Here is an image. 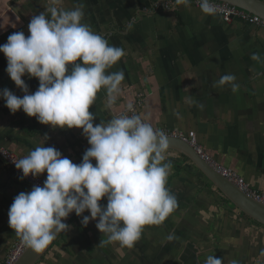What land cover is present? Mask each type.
<instances>
[{
  "label": "crops",
  "instance_id": "crops-1",
  "mask_svg": "<svg viewBox=\"0 0 264 264\" xmlns=\"http://www.w3.org/2000/svg\"><path fill=\"white\" fill-rule=\"evenodd\" d=\"M161 1L165 0L154 3ZM67 3L62 9L83 4L82 22L109 45L124 51L121 60L107 70L124 72L120 92L111 108L106 90L97 93L89 109L95 114L94 126L122 115L129 103L140 102L142 117L153 127L181 136L194 132L203 152L238 172L253 189L264 192L263 26L244 23L241 18L227 22L221 15H206L192 4L148 14L142 11L150 6L148 0ZM25 24L22 0H0V45ZM253 53L259 54V61L251 59ZM6 67V57L0 52V90L15 85ZM226 74L236 77L237 91L233 92L230 84L214 86ZM22 79L30 93L38 89V79L27 75ZM18 89L16 86L13 93L22 97L24 93ZM0 146L20 159L36 147H54L76 164L90 147L82 129L53 128L23 110L12 114L2 98ZM165 155L172 164L166 187L177 199L169 216L175 219L174 233L182 246L179 260L192 258L194 252L201 259H225L223 264H251L258 257L255 250H264V227L231 210L183 156L170 150ZM40 177L45 180L47 173ZM32 187L0 156V262L20 238L9 227L8 210L20 192ZM188 198L192 202L185 201Z\"/></svg>",
  "mask_w": 264,
  "mask_h": 264
},
{
  "label": "clouds",
  "instance_id": "clouds-1",
  "mask_svg": "<svg viewBox=\"0 0 264 264\" xmlns=\"http://www.w3.org/2000/svg\"><path fill=\"white\" fill-rule=\"evenodd\" d=\"M177 3L190 7L191 0ZM198 3L206 15L218 12L210 0ZM83 8V4L71 10L52 8V19L43 12L34 15L28 24L30 35L14 32L0 45L6 72L24 93L19 97L8 88L0 90L10 112L23 110L53 128L82 129L90 145L79 164L54 147H36L14 161L23 177L47 173L43 186L20 192L8 210L9 227L37 252L69 229L62 221L72 212L77 216L90 212L81 221L85 227L98 218L96 228L107 237L99 245L119 242L132 247L145 226L162 224L177 207L175 195L166 187L172 164L166 159L169 142L162 132L135 114L132 103L127 105L132 115L114 116L94 126L95 114L89 109L97 93L106 90L111 108L120 92L124 72L107 70L124 51L82 22ZM251 59L259 61L260 56L253 53ZM25 75L38 79L34 93L22 79ZM235 80L226 74L214 86L230 84L235 92L239 88ZM104 198L106 206L101 204ZM206 264H222V260L209 256Z\"/></svg>",
  "mask_w": 264,
  "mask_h": 264
},
{
  "label": "flooded vegetation",
  "instance_id": "flooded-vegetation-1",
  "mask_svg": "<svg viewBox=\"0 0 264 264\" xmlns=\"http://www.w3.org/2000/svg\"><path fill=\"white\" fill-rule=\"evenodd\" d=\"M148 1L150 6L142 9L148 14L175 9L179 5L177 0H165L160 3H154V0ZM193 1L191 0V3L194 4ZM68 3L73 5L74 2ZM68 3L67 0H22V21L26 23L22 27V31L25 36L30 35L28 24L32 16L43 12L52 19L51 9L65 8L69 5ZM140 16L142 17V15ZM137 17L136 14L134 18ZM223 19L225 20V18ZM235 19L239 20L236 17L230 22L235 21ZM242 19L244 23L260 25ZM125 113L126 111L122 114ZM106 203V198L101 200L102 205L106 206ZM228 207L233 210L230 205ZM83 216H90V212L86 210L81 216L76 215L70 221L69 229L60 233L53 245L35 264H206L207 260L198 258L193 251L192 258L182 257L184 259L179 260L178 254L182 246L177 241L179 239L178 234L174 233L177 226H175V219H171V216H168L160 225L145 226L141 238L132 247L123 246L119 242H112L104 246L99 245L100 240L107 239V237L96 228L98 218L90 220L85 227L81 223ZM254 253L258 257L253 259L251 264H264V250L262 248L257 249ZM225 261V259L222 260V262Z\"/></svg>",
  "mask_w": 264,
  "mask_h": 264
},
{
  "label": "water",
  "instance_id": "water-1",
  "mask_svg": "<svg viewBox=\"0 0 264 264\" xmlns=\"http://www.w3.org/2000/svg\"><path fill=\"white\" fill-rule=\"evenodd\" d=\"M216 1L229 3L231 5L245 9L250 13L258 15L259 17H261V19L264 20V0H216ZM191 4L194 5L193 3ZM14 86L16 88V85ZM14 86H12V89H10V91L12 92L15 91ZM18 92L21 93L22 91L18 89ZM164 135L168 138V142H169V148L167 150L177 152L178 154L183 156L186 161L192 163L194 167L196 168V170L198 171V173L200 174L201 179L204 182V184L206 186L216 189L225 204L231 205L233 210L242 212L244 215H246L253 221L262 225V227H264V203L263 202H260L254 199L252 196L248 195L246 192L240 189L236 184H234L232 181L226 178L209 161H207L205 159V156L199 153L197 150V147L193 145L190 139L191 138L190 135L181 136V135L174 134V133H169V134H164ZM0 156L5 162H7L1 153H0ZM92 163L93 165H95L96 161L93 159ZM7 165L9 166L11 170H13V168L8 162H7ZM25 180L30 182L28 179H25ZM185 201H191V199L188 198ZM192 207H193V204H192ZM190 211H193V210L190 209ZM75 216H76L75 212H72L62 222L69 225L70 221ZM60 233L57 234L55 239L42 251L37 252L33 249L26 247V249L22 252L19 258L13 264H35L38 260H40L43 254H45L47 250L53 245V243L55 242L57 237L60 235Z\"/></svg>",
  "mask_w": 264,
  "mask_h": 264
},
{
  "label": "built area",
  "instance_id": "built-area-1",
  "mask_svg": "<svg viewBox=\"0 0 264 264\" xmlns=\"http://www.w3.org/2000/svg\"><path fill=\"white\" fill-rule=\"evenodd\" d=\"M195 5L199 6L198 0L193 1ZM211 3L215 4L218 8L217 14L221 15L223 18H225L226 21L230 22L233 18H244L247 20H250L252 22H256L262 26H264V20L261 19L256 14L250 13L246 11L245 9L239 8L237 6L231 5L229 3L225 2H220L216 0H210ZM140 105L139 102L134 104V111L135 114H138L142 117L141 112H140ZM127 115H132V112L126 111ZM143 118V117H142ZM157 131L162 132L163 134H169L170 132L165 130V129H159L157 127H154ZM190 139L197 147V150L199 153L205 156V159L209 161L214 167H216L226 178H228L230 181H232L234 184H236L240 189H242L244 192H246L248 195L252 196L254 199L263 202L264 203V192L258 191L256 189H253L248 182L242 177L238 172L235 170L226 168L225 166L219 164L218 162L214 161L212 157L206 153L203 152V149L196 143V136L194 132L190 133ZM0 153L2 156L5 158V160L11 165L15 173L25 179H28L31 184L34 185H39L43 186L44 180L38 176V177H32L29 175L28 177H23L22 170H18L15 167L14 161L19 160L20 158L18 157L17 154H15L13 151L6 149L2 146H0ZM26 249V246L22 243L21 238L18 239V241L14 244L12 250L8 254V256L0 262V264H13L19 256L22 254V252Z\"/></svg>",
  "mask_w": 264,
  "mask_h": 264
}]
</instances>
